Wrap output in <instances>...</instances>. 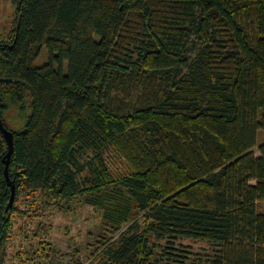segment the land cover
Segmentation results:
<instances>
[{
  "label": "trees",
  "instance_id": "obj_1",
  "mask_svg": "<svg viewBox=\"0 0 264 264\" xmlns=\"http://www.w3.org/2000/svg\"><path fill=\"white\" fill-rule=\"evenodd\" d=\"M15 3L0 41L14 134L8 182L0 131V250L28 192L38 208L84 200L105 231L128 227L102 235L91 264H163L181 239L218 250L167 264H264V0Z\"/></svg>",
  "mask_w": 264,
  "mask_h": 264
},
{
  "label": "rangeland",
  "instance_id": "obj_2",
  "mask_svg": "<svg viewBox=\"0 0 264 264\" xmlns=\"http://www.w3.org/2000/svg\"><path fill=\"white\" fill-rule=\"evenodd\" d=\"M17 17L15 0H0V41L9 40ZM49 59L47 48H43L36 63L41 65ZM66 67L67 64H64L65 69ZM258 143L259 145L264 143V131L258 133ZM255 154L260 156L258 149L255 150ZM39 198V195L36 197L28 192L20 195L16 204L19 211L15 215L11 238L0 250V264H23L25 252L32 250L40 253L45 248H48L47 259L42 260L43 264H91L92 252L97 247L95 244L98 240L102 241V235L117 239L127 231V226L118 232L105 231L101 212L86 204L84 200L66 205L62 210L47 206L38 208L37 205L41 202ZM260 210L264 211V203L260 204ZM40 227L46 228L48 234L38 237L37 230ZM47 243L49 246H45ZM163 244L166 246V242ZM216 250L217 246L207 242L181 239L176 242L175 249L162 251L163 264H167L173 257L168 252L180 258L189 256L207 259L214 255ZM38 259L37 257L34 263H38Z\"/></svg>",
  "mask_w": 264,
  "mask_h": 264
},
{
  "label": "water",
  "instance_id": "obj_3",
  "mask_svg": "<svg viewBox=\"0 0 264 264\" xmlns=\"http://www.w3.org/2000/svg\"><path fill=\"white\" fill-rule=\"evenodd\" d=\"M0 131L4 135V138L8 144V153L4 157L3 162L5 163V173L7 177V181L10 182L9 178V167H10V161L14 153V134L10 130H8L2 120L1 114H0ZM11 189H12V195L10 199V204L9 207H13L14 201H15V196H16V187L13 183H10Z\"/></svg>",
  "mask_w": 264,
  "mask_h": 264
},
{
  "label": "flooded vegetation",
  "instance_id": "obj_4",
  "mask_svg": "<svg viewBox=\"0 0 264 264\" xmlns=\"http://www.w3.org/2000/svg\"><path fill=\"white\" fill-rule=\"evenodd\" d=\"M1 114V113H0ZM2 117V116H1ZM3 120V119H2ZM4 123V122H3ZM5 164V163H4Z\"/></svg>",
  "mask_w": 264,
  "mask_h": 264
}]
</instances>
